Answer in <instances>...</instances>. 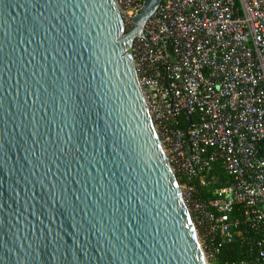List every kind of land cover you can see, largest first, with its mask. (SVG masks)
I'll return each instance as SVG.
<instances>
[{
    "label": "water",
    "instance_id": "1",
    "mask_svg": "<svg viewBox=\"0 0 264 264\" xmlns=\"http://www.w3.org/2000/svg\"><path fill=\"white\" fill-rule=\"evenodd\" d=\"M161 2L0 0V264H208L128 54Z\"/></svg>",
    "mask_w": 264,
    "mask_h": 264
},
{
    "label": "built area",
    "instance_id": "2",
    "mask_svg": "<svg viewBox=\"0 0 264 264\" xmlns=\"http://www.w3.org/2000/svg\"><path fill=\"white\" fill-rule=\"evenodd\" d=\"M114 1L131 29L145 0ZM128 54L208 264L240 224L264 264V0H162ZM215 162L231 181L201 199Z\"/></svg>",
    "mask_w": 264,
    "mask_h": 264
},
{
    "label": "trees",
    "instance_id": "3",
    "mask_svg": "<svg viewBox=\"0 0 264 264\" xmlns=\"http://www.w3.org/2000/svg\"><path fill=\"white\" fill-rule=\"evenodd\" d=\"M191 117L194 120V115ZM179 118L181 119L179 127L185 129L188 122L186 116L181 114ZM211 177H214V179L211 180ZM206 178L210 180V184L207 186H202L196 180L194 181L197 197L205 200L213 198L212 191L215 187L226 185L231 181V177L224 172L220 162L212 164L211 171ZM244 228L240 224L239 231L234 233L233 239L229 242L221 243L219 253L217 254L218 264H239L243 261L249 262L253 259V250L247 244L248 237L252 234L244 233Z\"/></svg>",
    "mask_w": 264,
    "mask_h": 264
},
{
    "label": "rangeland",
    "instance_id": "4",
    "mask_svg": "<svg viewBox=\"0 0 264 264\" xmlns=\"http://www.w3.org/2000/svg\"><path fill=\"white\" fill-rule=\"evenodd\" d=\"M128 30H129V29H127V28H126V31H128ZM196 230H198V232H197V233H198V236H200V235H199V229H197V228H196Z\"/></svg>",
    "mask_w": 264,
    "mask_h": 264
}]
</instances>
